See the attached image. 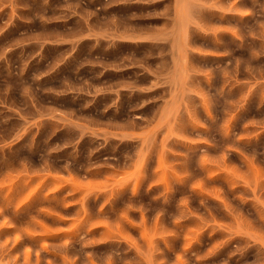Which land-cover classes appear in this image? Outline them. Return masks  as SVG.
<instances>
[{"label":"rangeland","instance_id":"374dc122","mask_svg":"<svg viewBox=\"0 0 264 264\" xmlns=\"http://www.w3.org/2000/svg\"><path fill=\"white\" fill-rule=\"evenodd\" d=\"M0 264H264V0H0Z\"/></svg>","mask_w":264,"mask_h":264}]
</instances>
